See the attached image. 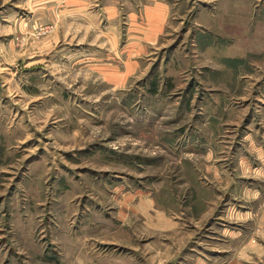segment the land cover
<instances>
[{"label":"rangeland","instance_id":"obj_1","mask_svg":"<svg viewBox=\"0 0 264 264\" xmlns=\"http://www.w3.org/2000/svg\"><path fill=\"white\" fill-rule=\"evenodd\" d=\"M0 264H264V0H0Z\"/></svg>","mask_w":264,"mask_h":264},{"label":"crops","instance_id":"obj_2","mask_svg":"<svg viewBox=\"0 0 264 264\" xmlns=\"http://www.w3.org/2000/svg\"><path fill=\"white\" fill-rule=\"evenodd\" d=\"M152 14L154 15V6L152 7Z\"/></svg>","mask_w":264,"mask_h":264}]
</instances>
